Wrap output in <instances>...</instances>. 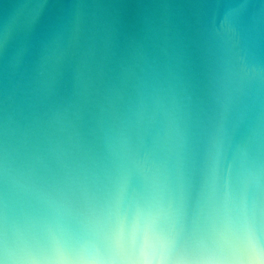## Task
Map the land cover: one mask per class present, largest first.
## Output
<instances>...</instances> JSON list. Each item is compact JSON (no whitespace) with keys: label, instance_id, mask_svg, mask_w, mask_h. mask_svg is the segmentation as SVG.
<instances>
[{"label":"clouds","instance_id":"1","mask_svg":"<svg viewBox=\"0 0 264 264\" xmlns=\"http://www.w3.org/2000/svg\"><path fill=\"white\" fill-rule=\"evenodd\" d=\"M0 264H264V0H0Z\"/></svg>","mask_w":264,"mask_h":264}]
</instances>
